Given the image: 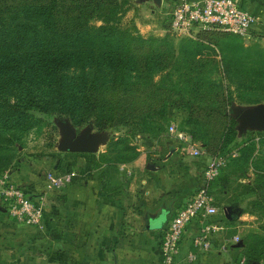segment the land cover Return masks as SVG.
<instances>
[{"label":"rangeland","instance_id":"374dc122","mask_svg":"<svg viewBox=\"0 0 264 264\" xmlns=\"http://www.w3.org/2000/svg\"><path fill=\"white\" fill-rule=\"evenodd\" d=\"M117 1L124 9L121 26L134 25L143 36L166 38L173 46L191 38L176 37L168 30L169 11L175 0H168L169 4L162 0V6L155 3L144 6L143 0ZM197 37L216 52L221 47L223 53L234 57L238 66L242 62L264 71V53L258 52V48L264 51V47L259 44L230 35L201 33ZM209 71L206 70L208 78L217 79L215 70ZM170 74L174 82L173 68ZM240 79L232 76L234 83ZM178 85L179 93L168 92L164 88L169 84L161 82L157 91L143 90L125 98L142 110L152 103L163 105V113L157 110L138 116L137 119L147 123V132L138 125L99 130L92 120L72 124L64 115L37 113L39 121L22 131L18 139L7 132L4 138L0 137V173H7L44 209L38 230L17 223L23 228L20 239L29 236V246L14 244L5 264H23L18 259L23 255L29 256V264L157 263L155 254L159 251L161 229L152 231L145 229V225L163 210L161 218L165 227L169 218L199 189L203 166L211 157L220 160L218 173L208 185V194L218 211L215 219L218 229L213 233L209 250L201 256L211 252L213 262L209 264H239L240 260L243 264H264V129L247 128L239 132L238 121L229 109L230 106L250 108L258 103L233 102L226 115L218 100L206 105L201 102L203 106L197 110L199 123L188 124L189 84L180 81ZM235 85L230 87L234 95ZM152 95L158 98L152 101ZM240 95L258 97L264 105L262 89L251 93L241 91ZM99 96L108 98L104 92ZM169 122L178 128H192L197 134L196 143H206L201 146L202 155H186L166 133ZM218 131L220 136L213 141ZM66 132L72 137H102L103 141L91 153L65 152L59 149V144ZM215 144L217 149L211 151L209 145ZM65 176L69 179H63L59 185L49 180ZM93 180L98 181L95 187L102 191V199L96 201L109 202L112 206L108 213L100 210L93 215L87 210L88 203L90 209L92 203L88 202L86 189L93 187ZM190 234L187 232L185 236L188 243ZM76 235H79L77 239ZM88 236H91L89 243ZM234 236L237 239L233 240ZM77 240L80 250L85 247L78 256L72 250L77 248ZM188 243L182 251L180 248L181 258L177 260V257L174 264H195L201 257L193 263L187 262L184 255ZM219 252L221 258L217 256Z\"/></svg>","mask_w":264,"mask_h":264},{"label":"trees","instance_id":"16d2710c","mask_svg":"<svg viewBox=\"0 0 264 264\" xmlns=\"http://www.w3.org/2000/svg\"><path fill=\"white\" fill-rule=\"evenodd\" d=\"M123 12L117 0H0L1 138L7 132L18 139L39 121L37 113L64 115L72 124L92 120L99 130L138 125L145 131L147 123L138 116L163 113V105L152 103L142 110L125 98L143 90L157 91L161 82L169 84L165 90L177 93L178 82L189 84L188 124L199 123L201 102L218 100L225 114L233 102L259 103L258 97L246 98L240 92L264 90V71L242 62L238 66L221 47L216 52L197 37L230 34L200 30L173 46L166 38L143 36L134 25L121 26ZM212 69L215 80L206 74ZM232 76L241 79L234 83ZM101 92L108 98L101 99ZM182 129L195 141L192 128ZM209 146L211 151L217 149L216 144ZM158 255L160 259V251Z\"/></svg>","mask_w":264,"mask_h":264},{"label":"built area","instance_id":"2783aa9c","mask_svg":"<svg viewBox=\"0 0 264 264\" xmlns=\"http://www.w3.org/2000/svg\"><path fill=\"white\" fill-rule=\"evenodd\" d=\"M256 17L244 9L237 0H175L171 5L168 30L176 37H194L200 30H213L246 40ZM166 133L176 141L182 151L190 157L202 155L200 144L190 134L169 122ZM220 160L208 158L202 169V183L196 193L188 199L165 224L159 241L160 264H174L180 252V242L186 232H191L185 259L193 263L210 248L213 233L218 229L217 208L208 194V185L218 173ZM69 177L50 178L59 185ZM0 209L14 222L28 227L42 225L43 209L39 201L33 200L10 176L0 173ZM237 239L236 236L233 240ZM239 264H243L240 260Z\"/></svg>","mask_w":264,"mask_h":264},{"label":"crops","instance_id":"0c3cea01","mask_svg":"<svg viewBox=\"0 0 264 264\" xmlns=\"http://www.w3.org/2000/svg\"><path fill=\"white\" fill-rule=\"evenodd\" d=\"M138 1H140V0H138ZM237 1L244 9H246L248 12L252 13L256 17V22L251 27L250 32L248 34V37L244 41L247 42V41L251 40V43L254 42V43L259 44L261 47H264V0H237ZM141 3H143L144 6H149L151 4H154L151 0H143V1H141ZM166 3L169 4V1L167 0ZM162 4L163 3L161 0L160 6H162ZM150 12H152L151 9H150ZM143 25H147V24H143ZM167 25H168V22H167ZM96 180H98V179H96ZM97 182L95 180H93L92 181L93 187L91 189H89V188L86 189L87 190L86 191L87 196L89 197L88 202L92 203L91 209H90V205L88 203L87 210L92 211L93 215L95 214V212L100 211V210H102L105 213H108V209H110L112 207L109 202H103L102 201V203H98V201H96L98 199L99 200L102 199V191L95 187ZM162 212H163V210H160L158 212V214H160ZM43 214H44V209H43ZM163 228H164V226H162L161 232H162ZM26 229L27 228H24V231ZM28 229H31L32 231L38 230V228H33V227H28ZM22 230H23V228L21 226H19V224H17L12 219H10L4 213V211H2L0 209V264H5L4 261H9L8 256H9V253L12 250V246H14V244H18L20 242L23 244L26 243V245L29 246V241H30L29 236L26 237L25 239L24 238L20 239V233ZM150 230L157 231L159 229H150ZM78 236L79 235H76V239L78 238ZM185 236H186V234L184 235V237L182 238V240L180 242L181 251H182V247H184L188 243V240L185 238ZM19 239H20V241H18ZM90 239H91V236H88L86 239L88 243L90 242ZM16 241H17V243H15ZM76 243H77V248L76 249L73 248L72 250L78 256L82 252V250H85V247H83V249L80 250L79 249L80 247L78 246V244H79L78 240ZM155 253H156V251H155ZM155 256L157 257V260H156L157 263H155V264H159L160 259L158 258V254L156 253ZM217 256H220V258H221L222 253L219 252ZM177 257H178L177 260H179L181 258L180 252H179ZM18 259L21 260L23 262V264L25 261H27V263L29 264V260H30L29 256L27 257V256L23 255L22 257H19ZM114 262H115V260H112V263H114ZM211 262H213V259H212V254L210 252V253H208L207 256H205V257L201 256L200 258H198L195 261V264H209Z\"/></svg>","mask_w":264,"mask_h":264},{"label":"water","instance_id":"95a60500","mask_svg":"<svg viewBox=\"0 0 264 264\" xmlns=\"http://www.w3.org/2000/svg\"><path fill=\"white\" fill-rule=\"evenodd\" d=\"M159 5L161 0H151ZM230 113L237 119V130L242 132L244 129H264V105L256 104L250 108L241 106H230ZM63 141L59 144V149L65 152L73 153H91L96 149V145L103 141L102 137L87 135L81 137H72L70 133H65ZM163 226L161 213L148 220L145 229H161Z\"/></svg>","mask_w":264,"mask_h":264}]
</instances>
